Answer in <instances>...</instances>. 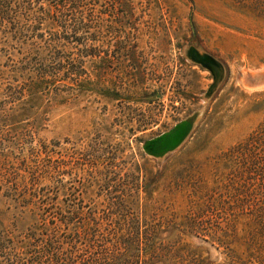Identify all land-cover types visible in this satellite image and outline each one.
Wrapping results in <instances>:
<instances>
[{
    "label": "rangeland",
    "instance_id": "rangeland-1",
    "mask_svg": "<svg viewBox=\"0 0 264 264\" xmlns=\"http://www.w3.org/2000/svg\"><path fill=\"white\" fill-rule=\"evenodd\" d=\"M70 16L71 32L56 26L61 39L49 57L57 64L50 90L4 103L2 83L12 78L0 74V230L13 226L12 206L24 188L55 184L58 215L69 204L86 205L78 214L89 215L91 205L115 200L122 176L138 168L157 175L154 197L167 205L164 217L184 214L193 184L213 186L216 158L264 121V0H84ZM111 26L120 35L112 42ZM17 51L9 59L0 53V70L20 57ZM198 54L223 65L212 94L214 74ZM195 113L174 152L160 159L144 150L145 140ZM27 117L32 145L23 135ZM43 144L53 149L55 183L40 177L33 184L38 159L31 146ZM162 235L173 248L220 259L193 234Z\"/></svg>",
    "mask_w": 264,
    "mask_h": 264
},
{
    "label": "trees",
    "instance_id": "trees-1",
    "mask_svg": "<svg viewBox=\"0 0 264 264\" xmlns=\"http://www.w3.org/2000/svg\"><path fill=\"white\" fill-rule=\"evenodd\" d=\"M83 1L0 0V53L8 59L14 51L20 55L0 70L12 78L2 83L4 103L52 88L57 64L49 57L61 39L56 26L71 32L70 15ZM29 119L23 135L31 144ZM31 149L38 159L30 168L33 184L40 177L55 183L53 149L45 144ZM214 172L213 186L193 184L180 216L164 217L167 205L154 197L157 175L147 169L123 175L112 190L116 199L91 205L89 215L78 214L86 205L73 204L58 215L51 195L55 184L24 188L21 202L12 206L13 226L0 230V264H264V121L216 158ZM163 232L178 240L193 234L213 245L220 259L211 262L173 248L164 243Z\"/></svg>",
    "mask_w": 264,
    "mask_h": 264
},
{
    "label": "water",
    "instance_id": "water-1",
    "mask_svg": "<svg viewBox=\"0 0 264 264\" xmlns=\"http://www.w3.org/2000/svg\"><path fill=\"white\" fill-rule=\"evenodd\" d=\"M196 60L209 68L214 74L215 82L211 85L208 94H212L217 89L222 80L224 68L223 65L208 54L196 55ZM197 115H191L177 122L169 130L147 139L143 143L144 150L156 158H164L168 154L174 152L183 144L186 138L191 133Z\"/></svg>",
    "mask_w": 264,
    "mask_h": 264
},
{
    "label": "flooded vegetation",
    "instance_id": "flooded-vegetation-1",
    "mask_svg": "<svg viewBox=\"0 0 264 264\" xmlns=\"http://www.w3.org/2000/svg\"><path fill=\"white\" fill-rule=\"evenodd\" d=\"M129 10L131 11V9H129ZM120 11L121 12H127L128 9H120ZM129 25H131V23H129ZM111 27H112L113 31L110 32L111 33V38H110L111 41L110 42H112V37H114V36H119L120 37L118 27H115V26H111ZM129 34L130 33H126L125 36L123 37V39L128 40V35ZM160 95L161 94L159 92L157 94H155V96L158 97V98L160 97Z\"/></svg>",
    "mask_w": 264,
    "mask_h": 264
}]
</instances>
